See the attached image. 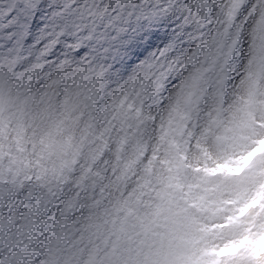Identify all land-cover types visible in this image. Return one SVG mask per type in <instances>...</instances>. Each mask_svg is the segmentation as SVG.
I'll list each match as a JSON object with an SVG mask.
<instances>
[{
	"label": "snow or ice",
	"instance_id": "1",
	"mask_svg": "<svg viewBox=\"0 0 264 264\" xmlns=\"http://www.w3.org/2000/svg\"><path fill=\"white\" fill-rule=\"evenodd\" d=\"M241 76L249 96L224 122ZM262 81L264 0H0V264H264L217 255L264 236V211L240 214L247 185L193 260L176 127L214 99L197 132L217 129L226 162L264 125Z\"/></svg>",
	"mask_w": 264,
	"mask_h": 264
},
{
	"label": "rangeland",
	"instance_id": "2",
	"mask_svg": "<svg viewBox=\"0 0 264 264\" xmlns=\"http://www.w3.org/2000/svg\"><path fill=\"white\" fill-rule=\"evenodd\" d=\"M246 80L245 76H241L229 85L221 114L224 122L240 116L241 106L250 92L249 81L246 82ZM259 90L264 93V81L261 82ZM258 98L264 100V95ZM216 106V101L209 98L203 100L200 105L191 106L183 117H177L176 127L179 133L177 140L183 144L186 153L181 173L183 185L181 195L185 199L181 203L191 206L181 231L188 236L193 260L201 246H211L222 242L220 222L225 216L231 220V212L238 203L233 201V196L241 190L243 185H247V188L241 192V195L249 199L240 214L243 216L254 208L264 211V125L260 126L258 132L254 131L247 136L237 138L228 150L231 156L225 162L224 150L215 146L217 129L213 128L208 133L212 137L208 142L199 137L197 132V125L205 130L208 128L211 117L217 115L214 111ZM197 114L199 120H197ZM191 134H196L198 139L195 142L196 146L189 149L186 142H192ZM252 145L255 146L252 147ZM222 177L234 179L225 184ZM257 180H259L258 185ZM241 249H247L256 256H264V236L245 237L238 245L229 246L217 255H235Z\"/></svg>",
	"mask_w": 264,
	"mask_h": 264
},
{
	"label": "bare ground",
	"instance_id": "3",
	"mask_svg": "<svg viewBox=\"0 0 264 264\" xmlns=\"http://www.w3.org/2000/svg\"><path fill=\"white\" fill-rule=\"evenodd\" d=\"M243 82H244V81H243ZM246 82H248V81L246 80ZM241 83H242V81H241ZM244 84H245V83H244ZM241 85H242V84H241ZM247 86H248V85H247ZM247 86H246V88H247ZM248 88L250 89V87H248ZM249 89H248V90H249ZM244 93H245V92H244ZM246 94H247V93H246ZM248 94H249V93H248ZM244 97H245V95H244ZM246 97H247V96H246ZM235 99H236V98H235ZM235 99H234V101H235ZM236 102H237V100H236ZM240 104H241V103H240ZM240 104H239V107H240ZM239 107H238V108H239Z\"/></svg>",
	"mask_w": 264,
	"mask_h": 264
}]
</instances>
